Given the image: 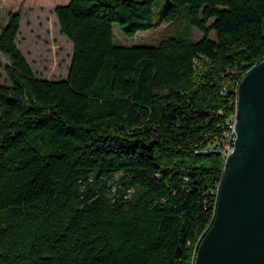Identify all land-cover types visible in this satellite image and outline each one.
<instances>
[{
	"label": "trees",
	"instance_id": "trees-1",
	"mask_svg": "<svg viewBox=\"0 0 264 264\" xmlns=\"http://www.w3.org/2000/svg\"><path fill=\"white\" fill-rule=\"evenodd\" d=\"M155 2L55 7L73 48L60 80L34 75L9 14L0 264H194L224 168L203 150L223 138L239 83L264 60V0H168L160 20L186 7L200 40L115 46L113 24L130 37L153 28Z\"/></svg>",
	"mask_w": 264,
	"mask_h": 264
},
{
	"label": "water",
	"instance_id": "water-1",
	"mask_svg": "<svg viewBox=\"0 0 264 264\" xmlns=\"http://www.w3.org/2000/svg\"><path fill=\"white\" fill-rule=\"evenodd\" d=\"M237 140L194 264H264V60L238 85Z\"/></svg>",
	"mask_w": 264,
	"mask_h": 264
},
{
	"label": "rangeland",
	"instance_id": "rangeland-1",
	"mask_svg": "<svg viewBox=\"0 0 264 264\" xmlns=\"http://www.w3.org/2000/svg\"><path fill=\"white\" fill-rule=\"evenodd\" d=\"M69 0H0V30L8 21L10 13L20 16L19 50L27 59L34 75L40 79H65L72 55V44L60 34L54 8ZM168 0H156L153 12V28L125 36L117 24H113V44L125 47H156L169 39L198 41L203 32L191 26L186 7L169 22L161 21ZM211 39L214 33L211 32ZM7 59L0 54V84L8 85L4 67Z\"/></svg>",
	"mask_w": 264,
	"mask_h": 264
},
{
	"label": "built area",
	"instance_id": "built-area-1",
	"mask_svg": "<svg viewBox=\"0 0 264 264\" xmlns=\"http://www.w3.org/2000/svg\"><path fill=\"white\" fill-rule=\"evenodd\" d=\"M197 59L194 64H197ZM221 94H224L222 92ZM238 119H232L231 116L227 119L225 126L226 130L223 133V138L219 141H214L208 144L207 149L203 150L206 152H216L222 155L224 161L233 153L235 148V143L237 140L236 125Z\"/></svg>",
	"mask_w": 264,
	"mask_h": 264
},
{
	"label": "bare ground",
	"instance_id": "bare-ground-1",
	"mask_svg": "<svg viewBox=\"0 0 264 264\" xmlns=\"http://www.w3.org/2000/svg\"><path fill=\"white\" fill-rule=\"evenodd\" d=\"M238 96V94H237ZM232 119H238V101H237V107H236V110H235V113L234 115L231 116Z\"/></svg>",
	"mask_w": 264,
	"mask_h": 264
},
{
	"label": "crops",
	"instance_id": "crops-1",
	"mask_svg": "<svg viewBox=\"0 0 264 264\" xmlns=\"http://www.w3.org/2000/svg\"><path fill=\"white\" fill-rule=\"evenodd\" d=\"M58 24V23H57ZM19 33H20V29H19ZM18 36H19V34H18ZM18 36H17V39H18ZM18 46V45H17ZM71 59V58H70ZM66 77H67V75H66ZM66 79V78H65Z\"/></svg>",
	"mask_w": 264,
	"mask_h": 264
}]
</instances>
